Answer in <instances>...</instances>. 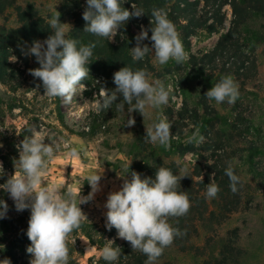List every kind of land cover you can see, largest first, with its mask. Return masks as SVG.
<instances>
[{"label":"rangeland","instance_id":"1","mask_svg":"<svg viewBox=\"0 0 264 264\" xmlns=\"http://www.w3.org/2000/svg\"><path fill=\"white\" fill-rule=\"evenodd\" d=\"M163 1L168 8L175 2ZM16 4L22 7L32 4L38 18L43 19L45 24H49L55 7L61 14L60 22L70 25L65 26L68 37L74 26L71 16L86 7V0H16ZM149 4L155 5L153 1ZM236 4V12L229 4L223 6L225 18L216 32L198 30L195 36L188 39L190 48L184 47L189 59L191 55L202 58L214 50L220 36L236 19V33L222 48L228 60L224 66L232 73L222 74L218 70L200 75L190 66L189 59L182 64L170 60L160 65L150 52L141 61L144 69L153 81L160 80L169 87L171 95L167 105L160 109H147L149 115L144 117L136 111L130 114L131 106L127 104L123 112L117 111L115 104L99 114L95 111L101 84L109 89L115 88V71L111 75H103L90 57L87 65L89 76L82 82L86 86L83 93H78L70 104L60 98L61 124L57 119L54 98L44 95L42 82L29 73V69L39 67L35 57L26 56L21 49L11 46L8 72L12 74V83L11 86L0 83V144L3 145L0 154H6V145L13 144L19 156L17 145L20 141L25 136H31L30 130L39 131L46 142L55 139L61 143V151L49 161L44 174L46 186L63 185V194L71 190L77 196L82 184L80 194L87 196L91 188L86 177L102 173L100 191L91 201L79 205L87 220L68 237L69 264H90V261L95 264L102 259L99 250L108 240H113V246L121 248L120 264L132 260L135 250H130V246L125 248L126 241L117 236L115 228L108 230L105 227L107 210L104 204L110 192L121 188L123 179L131 178L132 171L139 173L141 178H154L160 166L184 176L180 181L181 190L188 189L193 198L204 200L196 206L191 203L184 221L186 229L192 226L197 231L188 242L193 250L181 252L174 247L169 248L164 261L202 264L206 257L201 255V248L208 237L205 230L211 228L216 242L228 238L243 248L247 264H264V0H236ZM141 20L136 18L130 24L134 35L140 33L141 26L144 27ZM18 27L12 8L0 15V49L10 46L9 36H13ZM118 39H122L120 29L114 40L108 41L115 45ZM143 42L151 47L152 42ZM133 43L132 48L136 41ZM129 52L132 56L131 50ZM226 75H231L239 85V98L231 105L227 102L218 104L204 95ZM120 99L122 97L117 103ZM129 115L135 119L132 127L126 126ZM162 116H166L172 124L171 145L167 149L146 142L144 138L145 129ZM197 129L204 139L200 143H190L189 137ZM4 137H8L7 142ZM63 142L76 148L79 156L68 158V149L64 148ZM0 163L3 165L1 160ZM12 166L11 172L3 166L5 174L0 176V184L13 174L14 164ZM228 167H232L241 180L235 194L231 192L230 181L225 174ZM213 181L220 191L215 198L209 199L206 187ZM5 202L8 211L4 218H23L22 226L6 240L11 242L19 239L20 234H26L30 210L18 212L9 194ZM198 213L203 219H197ZM175 221L176 218H170L169 223L173 225ZM83 226H86L94 243L84 235ZM30 243L27 238L17 245L10 264H29L32 257L26 249ZM124 249L126 255L122 252Z\"/></svg>","mask_w":264,"mask_h":264},{"label":"clouds","instance_id":"2","mask_svg":"<svg viewBox=\"0 0 264 264\" xmlns=\"http://www.w3.org/2000/svg\"><path fill=\"white\" fill-rule=\"evenodd\" d=\"M131 8L132 11L124 8L121 0H86L82 13L85 21L83 30L112 41L130 18L144 15L143 9L136 4H132ZM60 15L54 7V14L49 20L53 30L51 34L42 42L33 41L30 46H26V50L22 48L21 51L26 56H34L38 62L39 67L29 69V73L42 82L44 95L62 98L66 104H70L86 88L82 82L89 76L87 65L96 45L92 43L78 47L77 40L67 38L65 26L68 24L60 22ZM151 17V36L149 38V30L141 26L140 33L135 36L136 45L130 49L132 60L143 61L151 52L160 65L170 60L177 64L186 62L189 55L168 13L163 9H154ZM147 39L152 41L151 47L142 43ZM113 83L114 89L101 84L94 105L98 114L111 109L113 104L117 111L123 112L127 104L131 106L130 114L136 111L144 117L149 115L147 109H160L169 103L170 88L160 80L153 81L144 68L133 70L130 66L121 67L113 73ZM204 95L218 104H235L240 95L239 85L231 75H226ZM119 97L122 99L117 103ZM134 125L135 119L129 115L126 126ZM30 132L31 136H25L17 145L19 158L14 160V172L0 184V189L9 194L18 212L30 210L26 232L31 242L26 249L32 257L29 264H69L68 237L87 220L79 205L88 203L100 191L102 173L86 177L91 188L87 196L80 194L82 184L77 196L71 190L63 194V185L46 186L44 174L49 161L61 151V143L55 139L46 142L41 132ZM144 138L146 142L169 148L172 139L171 122L166 116L158 118L145 129ZM203 139L197 129L189 137V142L200 143ZM63 143L64 148L68 149V158L79 156L76 148L70 147L67 142ZM0 147L3 145L0 144ZM130 164L131 161L128 170ZM4 174L0 163V176ZM225 174L229 178L231 192L237 193L240 177L232 167L226 168ZM183 177L163 166L157 168L154 178H141L139 173L132 171L131 178L123 179L121 188L107 196L104 204L107 210L105 227L108 230L115 228L117 236L128 242L132 250L144 254L147 257L145 264H156L164 250L177 237L186 235V231L169 223L170 218L186 216L191 208L187 192L180 187ZM219 191V186L213 181L207 184L206 196L209 199L215 198ZM7 211V203L0 200V219L6 216ZM113 245L115 242L108 240L99 250L100 256L108 264H115L121 256V248ZM0 264H10V261L0 260Z\"/></svg>","mask_w":264,"mask_h":264},{"label":"trees","instance_id":"3","mask_svg":"<svg viewBox=\"0 0 264 264\" xmlns=\"http://www.w3.org/2000/svg\"><path fill=\"white\" fill-rule=\"evenodd\" d=\"M153 1L154 6L150 5L149 2ZM202 3V4H201ZM121 4L124 8L132 11L131 5L136 4L138 8L143 9L144 15L141 18L142 23H144V28L148 29L149 38L151 36L150 20L152 19L151 13L154 9H163L168 13V18L177 26V31L183 38L184 47L186 49L190 48V41L188 40L191 36H195L197 31H205L208 33H213L218 30L223 24L225 15L222 12L224 5L229 4L232 10L236 12L237 4L236 0H175L169 8L165 6L163 0H121ZM202 5V6H201ZM13 9L16 13L17 23L19 27L14 30L13 36H9L10 46L0 49V83L4 86H11L12 74L8 72L10 66L8 64V58L11 51V46L16 47V50L25 48V46H30L33 41H44L53 31L49 24H45L44 20L38 18L36 9L32 4L22 7L16 4V0H0V15H2L6 10ZM85 8H82L77 13L72 14V19L74 21V26L68 34L69 39L77 40L79 46H87L89 44L95 43V48L93 49V55L91 56L96 67L103 72V75H111L112 71H118L121 67L130 66L135 69L144 68V63L141 61H133L130 55V48L133 46L135 36L131 32V22L136 19V17L130 18L124 26L120 28L122 32V39L116 40V44H111L106 38L95 36L94 34L84 31L85 21L82 18V13ZM236 18V15H235ZM240 21L241 18L239 17ZM212 20L211 23H208ZM237 25L236 19L233 20L232 25L225 34L220 36L219 42L214 50L204 55L202 58L198 59L194 56H190L189 63L190 66L195 70L197 74L204 75L206 72H216L219 70L220 73H232L231 70L226 68L224 65L228 63L227 58L224 56L223 46H225L231 39L236 30L234 29ZM150 43V39H147ZM143 44H146L142 42ZM149 46V44L147 43ZM222 49V50H221ZM19 56L20 54H16ZM217 55V57H215ZM220 63V64H219ZM239 65V64H237ZM241 66V63H240ZM239 67V66H238ZM54 103L56 105V111L58 115V120L63 124V115L60 111V98H54ZM5 142L8 141V137H4ZM8 144V143H7ZM6 154H0V160L3 162V166L6 170L12 171L14 160L18 159L19 156L13 146V144L6 145ZM3 181L1 184H3ZM186 191L190 202L195 206L199 202H203V198H193L191 192L187 189ZM8 199V193L3 189H0V200L6 201ZM197 214V219H203L202 215ZM178 220V223H177ZM187 220V216L176 218V221L172 226L178 227L181 231H186V235L182 237H177L173 244L164 250L163 255L156 261V264H171L170 262L164 261L166 256V251L169 248H176L181 252H186L193 250V246L188 243L190 237L196 234L197 231L192 226L186 229L184 221ZM23 224V218L18 219H0V260L8 259L9 261L14 260V252L17 245L21 241L27 239L25 232L20 234L19 239L11 242H6L8 236L20 228ZM86 226L82 227L84 235L94 243L91 235L85 229ZM205 227V226H204ZM213 230L210 228L205 230L208 236L205 239L204 245L201 248V255L206 257L202 264H247L244 260L245 250L240 246L236 245L231 239L225 238L219 241L213 240V235L211 234ZM210 234V235H209ZM130 246L128 242L125 243V248ZM131 247V246H130ZM132 250V248H130ZM194 250H199L195 248ZM129 251V249H128ZM123 253H127L126 249L122 250ZM134 255L131 261H125L124 264H145L147 257L139 251H133ZM125 257V256H124ZM93 262L90 261V264ZM121 263L119 258L118 264ZM95 264H108V262L103 259L95 261Z\"/></svg>","mask_w":264,"mask_h":264}]
</instances>
